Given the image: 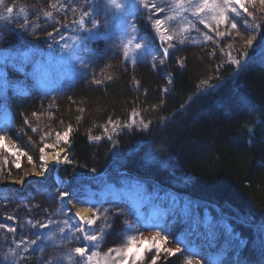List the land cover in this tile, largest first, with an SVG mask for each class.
<instances>
[{
	"label": "rangeland",
	"instance_id": "obj_1",
	"mask_svg": "<svg viewBox=\"0 0 264 264\" xmlns=\"http://www.w3.org/2000/svg\"><path fill=\"white\" fill-rule=\"evenodd\" d=\"M96 3H100V0H0V15L9 17L8 20H0V129L5 130L2 133L6 137L5 144L11 149L9 152L5 148H0V203L1 207L5 202L11 206L2 207L4 214L0 218V225L7 227H0V264H88L87 256L80 257L74 253L71 261L65 259L72 249L84 247L85 244L88 245L89 254L91 252L100 254L91 264H112L115 252L109 257H105L104 253L109 249L121 247L126 243L127 236L136 235L137 240L147 237L151 242V238L157 236V233L162 248L173 250L179 248L181 251L172 256L161 251L156 264H187L189 258L191 264H232L234 253L243 246L245 240L223 216L211 214L206 207L197 206L184 195L160 191L156 187L146 186L138 179L121 175L123 170L119 163L112 164L111 171L97 176L89 185L72 186L68 184L67 179V182L63 181L65 184L62 185L61 182L62 186L55 184L54 188L48 191L40 187L42 181L36 176L42 174L41 165L44 161H41V155L47 161L48 153L63 150L68 157L67 149L61 144L55 148H45V145L55 143L57 132L64 131V127L58 128L52 113L58 102L61 104L65 102V98L62 97L65 93L63 90L76 83L72 77L77 76L78 80L86 78V74L97 63L106 60L107 55L119 56L122 53L121 37L118 34L107 37L105 52L100 50L102 53L94 48L76 59L77 52L73 54L71 51H60L59 46L64 43L60 40V35H64L71 43L70 37L83 34L74 30L70 22L77 20L82 11H87V5ZM62 5L65 7H61ZM246 6L255 16V20L248 17L249 22L258 27L245 30L241 19L239 32H233L223 38L217 37L214 31L201 25L192 17L190 11L183 13L182 16L191 20L196 27L190 33H185L187 45L181 46L178 41H173L175 47L171 48L172 53L175 57L190 56L192 50L189 47L193 46L198 49L197 51L210 50L211 56L212 53L217 55V62L222 60L224 62L235 58L239 52L248 53V49L260 48L264 43L261 35L264 6L260 5L259 0ZM8 7L13 8L12 13L6 11ZM21 8L24 9L23 13L20 11ZM144 11L152 25L150 13ZM44 12H51L52 17L49 19L44 16ZM167 14L170 13H165ZM97 18L103 20V13ZM153 18H160L159 14ZM180 22L178 18L177 21L171 22V26L178 28ZM65 24L69 26L63 27ZM54 27L60 29L59 35L53 33V36L49 37L47 33L53 32ZM220 30L227 31L223 26ZM205 33L212 37L209 47L199 46L202 45L201 39ZM138 34L149 43L153 54L157 56L156 60L160 62V57L163 56L160 46L153 45L141 33ZM249 38L252 39L251 46L245 44V40ZM32 39H41L42 48L23 45L25 41ZM50 44L53 46L52 49H49ZM49 84L53 91L43 92L49 90ZM44 110L52 118L46 122L40 117ZM140 111L130 109L126 115L127 120L111 119L115 124H109L104 118L99 122L101 126L108 127L111 131L113 128L123 129L128 124H131L130 128H142L148 122L147 117L139 113ZM136 113L138 115H135ZM14 115L16 121H13L11 127L7 126ZM105 118L109 119L112 116L106 115ZM34 128L37 131L34 132L32 130ZM99 129L100 125L91 133L97 134ZM41 148H45L43 153L40 151ZM17 164L20 166L16 167ZM59 164L48 163V171L43 173V177L47 175V178L62 180L59 173H54V168L57 169ZM31 171L35 172V177L25 180ZM111 175L114 176L108 177ZM22 180L26 182L19 185ZM10 181L18 183L13 185L9 183ZM61 191H68L72 196L62 198L59 195ZM71 204L87 206L90 212L85 218L91 217L93 212L99 210L100 219L92 226L97 231L105 224L104 210L109 209L107 216L111 226L104 229L101 240L94 244L83 240L82 234L71 233L67 228L64 233L57 230L58 226H63L61 222L65 220L70 227H79V217L72 211ZM10 217L12 219H9ZM49 220L55 223L47 229L32 227L28 223L29 221L46 223ZM125 221L133 226L134 232L127 231ZM9 227L15 228V232H9L7 230ZM48 236L53 238L46 239ZM75 236H80V239H75ZM164 236L168 237L167 241L163 239ZM24 237L29 240L37 237L40 239L35 245L25 243L17 248V242ZM25 247L28 249L27 252L22 251ZM156 255L155 249L151 252L145 250L144 258L138 261V264H151L152 257Z\"/></svg>",
	"mask_w": 264,
	"mask_h": 264
},
{
	"label": "trees",
	"instance_id": "obj_2",
	"mask_svg": "<svg viewBox=\"0 0 264 264\" xmlns=\"http://www.w3.org/2000/svg\"><path fill=\"white\" fill-rule=\"evenodd\" d=\"M134 22L138 33L160 46L145 11ZM261 33L264 40V23ZM201 41L199 46L209 47L210 40ZM105 43L104 36L89 40L75 58L94 48L105 52ZM23 45L40 49L43 42L32 39ZM259 49L264 53V43ZM197 50L175 57L170 49L158 67L151 56L132 64L123 61L122 53L109 54L86 78L72 77L76 83L63 90L65 102H58L52 112L58 128L72 129L69 142L60 143L71 163L59 164L56 172L72 186L89 185L93 180L89 178L106 174L119 163L121 175L184 195L211 214L223 216L245 240L232 264H264V60L253 51L243 57L239 53L235 58L242 64L237 67L229 60L217 62L210 51ZM51 91L49 84L43 92ZM132 108L147 117V128L111 131L101 126L103 118L127 120ZM48 115L41 112V120L52 119ZM99 125L100 131L91 133ZM97 136L101 139H90ZM148 173L155 174L154 184ZM55 184L49 177L40 187L48 191ZM1 204L0 218L2 207L11 208L7 202Z\"/></svg>",
	"mask_w": 264,
	"mask_h": 264
},
{
	"label": "snow or ice",
	"instance_id": "obj_3",
	"mask_svg": "<svg viewBox=\"0 0 264 264\" xmlns=\"http://www.w3.org/2000/svg\"><path fill=\"white\" fill-rule=\"evenodd\" d=\"M256 0H100V3L89 4L87 5L88 10L82 11L79 15V18L75 21L70 22L77 32H81L83 34H78L70 37L71 43H69L64 35H60V40L64 41L59 47L61 52L71 51L73 54L79 51V46L86 44L89 40L95 39L98 36L110 37L114 34L115 31L121 32V42H120V51L122 52L123 61L131 62L135 64L137 62H142L151 56L152 60L155 62L157 59L156 55H153V49L149 46V43L144 41L143 37L138 34L137 26L134 22V19L143 14L144 10H147L150 15L149 19L151 20L152 27L154 29L155 35L158 37L160 41V49L163 52V56L160 57V63L163 64L167 56L169 55V50L175 47L173 41H178L179 43H185L186 36L185 33H190L192 29L196 27L191 20H188L187 17L182 16L183 13L190 11L193 18L199 21L201 25L210 31H214L217 37L223 38L226 35H231L233 32H239V26L241 19L243 21V27L245 30H248L252 27H258V25H253L249 22L248 17H252L255 20L254 13L249 10L246 6L248 4H254ZM260 5L264 6V0H259ZM163 5V7H161ZM61 7H65L62 5ZM8 13L13 12L12 7H8L6 9ZM21 13L24 12V9H20ZM75 11V9H73ZM103 13V20L98 19ZM165 13H170L165 15ZM159 14L160 18H153ZM44 16L49 19L52 17L51 12H44ZM132 17L133 19H129ZM180 19V24L178 28H174L171 26V22L177 21ZM8 16L0 15V20H8ZM214 22V24L212 23ZM27 23V21H25ZM59 23V22H57ZM69 25L65 24L63 27L67 28ZM227 31H221V27ZM103 28V32L101 31ZM60 29L54 27L53 32H48L47 35L49 37L53 36V33L59 35ZM212 37L205 33L204 40H211ZM245 44L248 46L252 45V39L249 38L245 40ZM52 45H49V49H52ZM245 53H241V57L245 56ZM231 57V53H229ZM231 64L237 65V67L241 66L242 59L240 58H231ZM155 67V63L153 64ZM109 80L112 77H108ZM95 83H101L100 80H95ZM169 83L171 81L169 80ZM207 85V81L203 82ZM6 85V82H5ZM155 107V106H154ZM33 115H36L33 113ZM135 115H138L136 113ZM135 121L133 120V123ZM27 123V121H25ZM109 124H115L114 121H108ZM131 124L125 125V127H130ZM144 128H147L148 125H143ZM34 132L37 129H32ZM71 126L64 131L63 133L57 132L56 141L52 145H45V148H55L60 142L67 144L69 142V135L71 133ZM115 130V128L113 129ZM5 130L0 129V148H5L9 152L11 149L7 147L5 144V135L2 134ZM251 131V129H250ZM107 133V129H105ZM90 139L99 140L101 137H90ZM109 139L111 137L109 136ZM45 148H41L40 151L43 153ZM15 155V153H13ZM60 152L57 151L52 156V160L55 163H71L68 159L67 155L64 156V159L61 161L59 159ZM41 161L44 163L41 165V172L48 171V162L45 161L43 155L40 157ZM31 160V157H29ZM20 165L17 164L16 167ZM60 197H69L72 194L68 191H61L59 193ZM75 198V197H73ZM109 209L104 210L103 218L105 220V224L102 228L97 231L93 225L97 223L100 219L101 214L99 210L93 212L92 216L89 218H85L80 216L79 213L76 214L79 217L80 225L79 227H70L68 221H62L61 224L63 226H58L57 230L60 233H64L67 228L71 233H79L82 234L83 240L89 241L95 244V242L101 240L103 238V233L105 228H109L111 225L109 223V217L107 213ZM139 215V213H137ZM9 219H12L11 217ZM32 225V227H39L47 229L53 223L52 220L44 222H36L32 221L28 222ZM127 226V231L134 232L135 229L131 224L125 221ZM156 227H160V225H155ZM0 227H7L6 225H0ZM9 232H15V228H7ZM95 233V234H90ZM159 233H157V236ZM157 236H153L151 238V242H149L148 238L145 237L143 239L137 240L136 235H129L126 238V243H124L121 247L116 249H109L107 253H104L105 257H109L111 253L115 252V257L112 258V264H138V261L143 260V253L145 250L151 252L155 249L157 255L152 257L151 264H156L157 259L159 258V253L163 251L168 256L174 255L176 252H180L179 248L173 250L170 248H162L160 241L157 239ZM46 239H52V236L45 237ZM71 238V237H70ZM75 239L79 240L80 236H75ZM37 239L29 240L27 237H24L22 240L17 242V248H20L21 245L27 243L28 245L37 244ZM167 241L168 237L164 236L163 238ZM22 251L27 252V247L23 248ZM72 253L79 255L80 257L87 256L88 264H91L94 258L98 257L100 254L98 252H91L89 254L88 245L85 244L84 247H76L71 250V253L65 257V259L71 261ZM23 258V257H22ZM187 264H191V259H188Z\"/></svg>",
	"mask_w": 264,
	"mask_h": 264
},
{
	"label": "bare ground",
	"instance_id": "obj_4",
	"mask_svg": "<svg viewBox=\"0 0 264 264\" xmlns=\"http://www.w3.org/2000/svg\"><path fill=\"white\" fill-rule=\"evenodd\" d=\"M192 51H195V50H197V48L196 47H193V46H191V47H189ZM206 51H210V50H206ZM247 51H253L254 52V55H256V56H259L260 57V61H263L264 60V55H262V54H264L263 52L261 53V50L259 49V48H252V49H248ZM239 53H241V52H239ZM158 62L159 61H157L156 60V63H155V66L157 65V67H158ZM150 71H152V73H154L155 75H157L156 74V72L155 71H153V70H151V69H149ZM158 70H159V72H158V75H161V68L159 69L158 68ZM157 70V71H158ZM7 126H9V127H11L12 126V124L9 122L8 124H7ZM59 152H60V157H59V159L61 160V158L65 155V153H63V150H59ZM55 153H48V155H47V161H48V163H51V162H55V161H53L52 160V156L54 155ZM29 177H35V172L34 171H31V173H29V174H27L26 175V177H25V180H27V178H29ZM37 178H43V173L41 174V175H39V176H36ZM97 178V176H95V177H92V178H89V179H96ZM148 179L154 184L155 183V181H156V177H155V174L154 173H148ZM25 180H22V181H20L19 183L16 181V182H12V181H10L9 183H11V184H15V183H18L19 185L20 184H23L24 182H26ZM55 181V183H56V185L57 186H62L63 184H65L66 182H67V180H65V179H60V181H58L57 180V178L54 180ZM63 181H66V182H63ZM61 182H63L62 183V185H61ZM92 182V181H91ZM69 184V183H68ZM70 185V184H69ZM160 190V189H159ZM160 191H164V190H160ZM168 192H171V193H173V194H177V193H175V192H173V191H171V190H169ZM194 202V201H193ZM196 205H197V203L196 202H194ZM198 206V205H197ZM71 209H72V211L75 213V215L77 214V213H79L80 214V216H83V217H88V215H89V212H90V209L87 207V206H85V205H78V204H71Z\"/></svg>",
	"mask_w": 264,
	"mask_h": 264
}]
</instances>
